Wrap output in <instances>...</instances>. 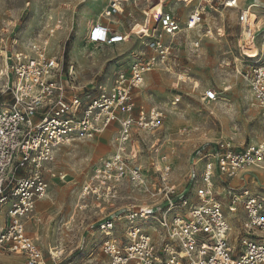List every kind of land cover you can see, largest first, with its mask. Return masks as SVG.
I'll return each mask as SVG.
<instances>
[{"label": "built area", "instance_id": "obj_1", "mask_svg": "<svg viewBox=\"0 0 264 264\" xmlns=\"http://www.w3.org/2000/svg\"><path fill=\"white\" fill-rule=\"evenodd\" d=\"M131 1L137 7L138 0H107L106 17L118 14L121 5ZM253 6L260 7H241L239 0H203L185 24L164 11L155 32L144 30L140 36L153 56L145 60L141 53L140 61L130 70L121 69L112 85L95 96L81 93L74 80L75 67L64 71L63 58L51 53L48 39L34 41L19 51V39L14 38L10 49H2L0 254L19 256L24 264L65 263L63 251L51 252L47 260L38 240L27 234L28 222L38 203L49 195L50 175L57 176L49 170L60 146L93 140L116 125V151L94 166L81 188L78 209L87 210L86 200L117 203L124 185L148 200L109 211L94 223L103 235L101 252L108 264H264V191L252 189L257 183L255 176L246 177L250 169H262L264 141L240 149L231 137L221 135L213 140L204 133L190 157L184 187L171 181L168 153H163L158 163V141L142 143L151 154L150 170L132 152L135 138H157L163 129L161 111L135 113L134 91L157 69L159 59L166 61L173 51L164 37L173 40L201 33L209 9L237 12L244 29ZM257 34L253 33L254 40ZM213 35L212 29L198 35L191 41L193 49L199 51L204 39ZM89 40L95 45L108 44L112 29L96 22ZM245 56V66L238 73L249 85L264 121V35L255 57ZM203 100L216 103L220 95L208 90ZM66 177L61 174L59 179L65 181ZM234 180L239 183L235 185ZM217 182L222 183L225 207L218 199Z\"/></svg>", "mask_w": 264, "mask_h": 264}, {"label": "rangeland", "instance_id": "obj_2", "mask_svg": "<svg viewBox=\"0 0 264 264\" xmlns=\"http://www.w3.org/2000/svg\"><path fill=\"white\" fill-rule=\"evenodd\" d=\"M150 1L138 0L137 7L133 1L123 3L110 21L105 15L107 0H0V52L10 49L14 38L19 39L16 47L19 51L34 41L48 39L51 53L63 58L64 71L71 65L75 67L74 80L81 93L95 96L112 85L121 69L130 70L140 61L141 53L145 60L153 56L151 48L140 40L144 30L153 31L158 27L154 10L162 0ZM202 1L167 0L165 11L185 24ZM239 2L241 7L261 5L252 8L244 29L238 23L237 12L221 8L216 12L207 10L201 33L185 34L173 40L164 37L173 51L166 61L159 59L157 69L134 91L136 114L157 109L164 114V119L157 138L146 135L134 139L133 155L146 169H152L148 163L151 154L142 148V143L158 141V163L163 153L169 154L173 167L171 181L176 185L185 186L189 159L204 133L208 132L213 140L221 134L231 137L240 149L264 141L261 112L254 105L249 85L238 73L245 66V55L255 57L264 35V0ZM96 22L109 25L112 37L119 40L105 45L91 43L89 33ZM210 29L214 35L205 38L201 49L195 51L191 41ZM255 32L259 34L254 40ZM208 90H215L220 100L207 104L203 95ZM117 130L115 125L93 140L76 141L57 150L49 170V174L57 176L50 175L49 195L38 204L33 219L28 222V235L38 240L48 261L51 252L63 251V258H67L64 264L109 263L101 252L103 235L94 224L104 216L100 209L105 205L86 200L83 204L87 210L82 212L77 208V196L94 166L116 151ZM254 171L257 170L250 169L252 175ZM61 174L67 175L65 181L59 179ZM216 187L218 199L225 207L227 199L222 183L217 182ZM145 200H148L146 195L124 185L117 206L140 204ZM230 219L234 217L231 215ZM0 264L20 263L12 256L0 259Z\"/></svg>", "mask_w": 264, "mask_h": 264}, {"label": "crops", "instance_id": "obj_3", "mask_svg": "<svg viewBox=\"0 0 264 264\" xmlns=\"http://www.w3.org/2000/svg\"><path fill=\"white\" fill-rule=\"evenodd\" d=\"M147 75H149V73L147 74ZM146 75V76H147ZM206 133H208V132H206ZM221 135H224V134H221ZM220 135V136H221ZM100 136H102V135H100ZM99 137V136H98ZM97 138V137H96ZM215 140V139H214ZM189 161H190V159H189ZM251 170H254V169H251ZM255 170H257V171H254L255 173H254V175H252L251 173H250V171L246 174V177L247 178H252L253 176H255L256 178H257V183L256 184H254V185H252V189H254V190H259V188L260 189H262L263 191H264V169H255ZM86 182V181H85ZM84 182V183H85ZM83 183V184H84ZM233 183L235 184V185H237L238 183H239V181L238 180H234L233 181ZM83 184H82V186H83ZM183 184V183H182ZM181 184V185H182ZM82 186L80 187V191H79V193H78V196H77V198H78V200H79V196H80V193H81V188H82ZM180 186V185H179ZM258 188V189H257ZM43 202V201H42ZM41 203V202H40ZM39 204V203H38ZM115 204V203H114ZM114 204H112V205H105V206H103V208H101L100 210H101V212H102V214H104V215H106L107 213H109V211H112V210H115V209H119V208H121V207H123V206H121V207H118L117 206V203H116V206L115 207H113V205ZM79 205H80V200H79V202H78V206H77V208L79 207ZM101 205H103V204H101ZM38 206V205H37ZM124 206H126V205H124ZM47 219H50V217L48 216V218ZM71 220H73V219H71ZM98 222V221H97ZM81 223H83V222H81ZM88 229H90V227H88L87 228V230ZM86 230V231H87ZM85 231V232H86ZM27 234H28V228H27ZM94 234V233H93ZM31 237V236H30ZM82 237V236H81ZM32 238H34V237H32ZM83 238V237H82ZM36 239V238H35ZM82 241V240H81ZM80 241V242H81ZM82 243V242H81ZM42 248V247H41ZM43 250V249H42ZM43 252H44V250H43ZM12 256H15V255H4V254H0V259H5V258H7L8 257V259L10 258L11 259V257ZM16 258H17V260H18V262L20 263V264H24V261H23V259H21L19 256H15Z\"/></svg>", "mask_w": 264, "mask_h": 264}, {"label": "bare ground", "instance_id": "obj_4", "mask_svg": "<svg viewBox=\"0 0 264 264\" xmlns=\"http://www.w3.org/2000/svg\"><path fill=\"white\" fill-rule=\"evenodd\" d=\"M167 2V0H162V2L160 4L157 5V8L154 10V15L158 18V21L159 19L161 18V16L163 15L164 11H165V3ZM261 6V5H260ZM255 7V6H253ZM251 14V13H250ZM249 14V16H250ZM110 21H112V19L109 18ZM246 27V25H245ZM157 28V27H156ZM153 32H155V29H153ZM212 37V36H211ZM119 40V37H115L113 38L112 37V40L110 41V43L113 41V42H117ZM109 44V43H108ZM143 44H145L143 42ZM151 73V72H150ZM262 169H264V166H262ZM36 233V232H35ZM38 234V233H37ZM53 253V252H52Z\"/></svg>", "mask_w": 264, "mask_h": 264}]
</instances>
